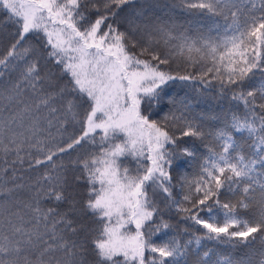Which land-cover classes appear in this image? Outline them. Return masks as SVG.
<instances>
[{
	"label": "snow or ice",
	"instance_id": "obj_1",
	"mask_svg": "<svg viewBox=\"0 0 264 264\" xmlns=\"http://www.w3.org/2000/svg\"><path fill=\"white\" fill-rule=\"evenodd\" d=\"M0 44V264H264V0H0Z\"/></svg>",
	"mask_w": 264,
	"mask_h": 264
},
{
	"label": "trees",
	"instance_id": "obj_2",
	"mask_svg": "<svg viewBox=\"0 0 264 264\" xmlns=\"http://www.w3.org/2000/svg\"><path fill=\"white\" fill-rule=\"evenodd\" d=\"M170 2L175 3V0H170ZM158 15H159V13H158ZM170 15H171L172 19L175 22L179 23V24H185V21H188V20L191 19V17H189L188 15H186L185 13H183L181 11L172 12ZM164 19H168V16H164ZM222 22L223 21L221 20V23ZM2 47H3V45L0 44V48H2ZM168 70H170V71H180L181 74H185L184 70L176 68L175 64H173L172 67L170 69H168ZM196 87H199V86L197 85ZM166 92L169 95H171V96L183 97L187 93L189 95L190 99L192 97H194V96H196L198 98V94L193 90V88L191 86H186L184 83L179 82V81L170 82L166 86ZM208 95L209 96H214L215 93L214 92L213 93H209ZM165 99H167V97H165ZM194 102H196V101H194ZM224 107H227V105L225 104ZM209 109L213 110L214 112H219L220 111V106L218 104H216V103H213L211 100H208L206 103L205 102H200V107H198L196 110L197 111H208ZM167 110H168V107H167V105H165L164 111H167ZM161 114H163V113H161ZM153 118L159 119V117H153ZM209 126L211 127L212 124L209 123ZM125 163L127 165L128 161H126ZM133 166H134V164H133ZM133 166H132V168H133ZM193 170L194 169L189 168V169H184L183 171H188L189 175H191ZM36 174H38V172L25 173V176L26 177L27 176H34ZM174 175H175V173H174ZM173 183L175 184L176 180H174ZM178 191H179V185L177 184V187L173 190V195L176 196L177 199L180 198L179 195H177ZM226 199H227V197H222V200H226ZM161 207H163V205H161ZM179 217H180V214L176 213L174 210L167 211V215H165L164 218L166 220H168L171 224L178 225V227H174V228L168 230V235L169 236L176 235L180 231V229H182V228H188V230L190 232H196L197 234H202V230L199 228V226L192 227V226H190V224L179 223ZM179 238L183 241L185 239H188L189 237L184 236L183 234H181L179 236ZM153 240L156 243L160 242V239L155 237V236L153 237ZM208 246L212 247L213 244L211 242H209ZM218 250L220 252H224L226 249L223 246H218ZM241 251H243V249H237L236 250L237 255H239Z\"/></svg>",
	"mask_w": 264,
	"mask_h": 264
},
{
	"label": "rangeland",
	"instance_id": "obj_3",
	"mask_svg": "<svg viewBox=\"0 0 264 264\" xmlns=\"http://www.w3.org/2000/svg\"><path fill=\"white\" fill-rule=\"evenodd\" d=\"M126 166H128L129 168H132L133 163L129 160ZM133 167H135V165Z\"/></svg>",
	"mask_w": 264,
	"mask_h": 264
}]
</instances>
